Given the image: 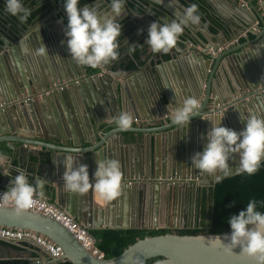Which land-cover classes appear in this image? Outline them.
I'll return each mask as SVG.
<instances>
[{"label":"water","instance_id":"water-1","mask_svg":"<svg viewBox=\"0 0 264 264\" xmlns=\"http://www.w3.org/2000/svg\"><path fill=\"white\" fill-rule=\"evenodd\" d=\"M37 1L39 6H43L47 1L54 5L52 13L56 24L46 26L49 23H44L40 14L31 24H20L17 27L19 33L16 37L9 31L4 32L5 34L0 37L2 41L0 47V94L8 98L11 93L9 99L12 102L9 108L0 109V137L5 135L21 136L24 140L19 142L22 146L17 152L13 146H10L19 155L20 166L22 168L29 167L32 171H36L37 166L42 167L43 173L37 179L44 180L45 183L34 192V195L46 199L56 196L58 206L65 209L66 213L90 231L103 228L159 230L161 229L157 218L161 205L159 200L166 202L173 193V189H181V182L186 180L187 187L191 184H188V180L194 181L193 185L206 190L211 200V192L219 181L238 174L236 171L238 154L235 152L230 153L232 160L229 161V167L231 170L227 176L222 172L213 175L204 174L191 167V157L203 150L207 143L206 134L211 129H208L209 119L203 118V116L206 114L204 111L207 106L211 103L210 98H214L212 89L206 95L201 114L194 119L197 122L195 124L190 122L192 130L195 129V126L200 132L204 130V146L196 140L176 141L174 152L167 151L166 157L161 163L159 152L153 145L155 135H152V132L130 129L127 131L129 133L127 136L121 134L118 142L108 149H105V143L95 150L88 147L85 152H73L71 149H79L81 145L79 141L84 146H95L98 143L100 139L98 128L99 124L103 122L102 110H108L112 115L128 111L133 115L134 120L137 119L140 122L141 116H143L142 118H148L155 124L154 118L165 115V112L162 113L160 110L167 106L166 100L169 103H175L177 98L183 101L187 97L204 94L202 84L205 85L210 76L206 74L207 70H214L213 79L220 84L224 82L231 95H235L239 91V94L246 93L249 96V100L237 101L227 109H223L222 102L214 99L213 108L208 113V116H214L213 122L218 123L219 117L222 115L224 118L223 120L220 118V120L223 125L226 124L228 128L237 132L242 131L244 124L240 117L246 118L249 114H254L264 118V63L262 65L259 61L257 50L252 49L247 54L244 52L245 48H241L236 52V55L226 54L220 58L214 57L209 51L211 44L214 43L211 31L203 27L204 23L201 20V30H197L198 26L196 25H189L184 30L185 39H180L184 47L193 46L192 53H188L189 50H187L182 54L176 45L175 54L172 51L168 53L171 57L169 61H165L163 54H158L159 61H157V54H153L144 43L136 44L138 58L132 52L131 57L124 59V53L119 48V59L102 65V68L116 79L113 80L109 77L99 76L100 66L97 68L82 66L71 59L66 44H62V41L66 40L64 30L67 23L60 18V15L64 17L65 11L57 6L56 0ZM104 1L108 3V0ZM200 1L206 6L208 5L209 13H212L224 25L228 24L227 22L233 25L235 28L234 37H237L239 32L253 33L258 30L256 25L258 19L264 23L252 3H250V10L247 7H240L239 0H223L233 10V17L228 18L210 0ZM133 4L141 7L144 12L143 16L152 13L150 17L154 21L161 20L160 22L163 23L165 17L169 20L175 18V10L169 6L171 0H126L124 11L129 15L131 13L130 16L136 23L137 17L140 15L132 8ZM173 4L184 8L191 2L175 0ZM55 26L61 27L56 28ZM218 29L220 32L227 33V29L223 25L218 26ZM140 33L141 31L137 35ZM132 35H134V30L123 28L121 38H130ZM121 38L118 40L119 44L124 40ZM5 39L8 41L7 44L4 43ZM258 43H261L264 48V34L248 47ZM40 44L46 47L48 55L36 54V49ZM198 44L204 46V50L202 49L200 54L194 49ZM217 49L212 50L216 52ZM259 51L264 56L260 45L258 46ZM177 54L182 55V59H179ZM146 56L153 59V64L145 62ZM247 57L254 58L258 62L254 63L251 59L247 62ZM133 65L136 66L135 70H133ZM53 84H57L60 88L51 90L50 87ZM32 86L37 94L34 97ZM153 106L157 111H154ZM158 110L159 113H157ZM147 112H149L148 115H146ZM238 124H241L243 128ZM147 134L149 135L146 136ZM78 138H80L79 141ZM4 140L9 141V139ZM26 140L33 142L38 140L45 144L58 142L70 150H57L44 145L43 148L48 149L47 152L34 151L30 147L39 144L29 143ZM135 144L136 146L133 148ZM101 148L105 149L104 152H99ZM135 148L141 150L135 151L133 150ZM68 156L77 157V166L79 164L88 166L90 180L97 169L98 158L118 160L123 174L121 193L126 191L127 194L129 189L132 190L135 206L139 208L140 226L125 225V222L122 226L105 223L102 219L104 210L96 207L91 189L84 194L87 195L86 200L81 204L75 205L70 201L66 205V198L72 199L71 196H76L74 193L70 196L71 193L63 186V175L66 171L64 160ZM169 166L171 171H167ZM161 167L164 168L162 176L159 174ZM29 168L27 169L29 170ZM184 170H188L192 177L184 179L182 176ZM200 174H203V177ZM29 176L27 175L29 184H33ZM176 179L180 180L179 183L173 184L172 181H176ZM132 180H136L135 183ZM132 184L135 186L131 187ZM173 186L178 187L173 188ZM62 200L65 205L61 203ZM151 215L155 217L154 223L146 224L145 221ZM0 226L38 233L60 246L63 256L59 259L51 258L49 260L50 256L46 255V264H57L61 261H69L72 264H145L153 259L156 261L152 264H264L257 257L242 253L240 247L234 248L231 252L225 251L215 240L216 234L180 235L176 232L179 227L167 223L165 228L171 230L170 233L138 239L120 255L104 260L93 256L58 222L40 214L26 211L17 214L16 209L0 207ZM228 242L224 241V243ZM0 247L7 250L4 258H0V264L1 262H11L13 256H10L9 249H12L13 246L4 244L0 240ZM33 255L36 256L35 259L39 257L37 252L31 251V260L28 261V264L35 263Z\"/></svg>","mask_w":264,"mask_h":264},{"label":"clouds","instance_id":"clouds-1","mask_svg":"<svg viewBox=\"0 0 264 264\" xmlns=\"http://www.w3.org/2000/svg\"><path fill=\"white\" fill-rule=\"evenodd\" d=\"M173 3L175 0H171L170 7ZM62 4L67 16L64 30L66 40L62 44H66L73 61L78 65L97 68L119 59L118 49L121 46L118 40L122 36L119 17L125 10L126 0H108L107 8H101L99 2L82 5L81 0H62ZM3 9L6 14L18 18L21 24L32 14V9L25 7L22 0H3ZM174 17L171 20L165 17L163 23L157 20L149 25L146 45L153 54H168L176 48L185 28L201 22L196 3H191L182 10L176 9ZM38 27L40 28L39 25ZM4 43L7 44L8 41L5 39ZM137 47L136 44H131L128 53L131 54ZM36 54L48 55L46 47L40 44ZM199 113L200 105L195 97H187L182 104L175 107L168 105V114L173 125H186L188 128L191 117ZM240 118L244 124L240 132L222 126L223 119L218 123L208 120L212 127L206 134L207 143L201 152L191 157L192 168L204 174L222 172L227 176L231 170L230 153L235 152L238 154V173L252 175L258 171L264 161V118L254 114ZM108 119L121 131L129 130L134 123V117L128 111H121ZM71 151L78 152L79 149L73 148ZM76 158L68 156L64 160L66 171L63 175V186L68 192L83 195L91 189L99 203L113 201L121 195L123 174L118 160L98 158L97 169L90 180L88 166H77ZM3 159L4 157H0V161ZM16 173L10 180L8 190L0 194V201L5 204L14 202L19 214L32 206L34 192L45 181L36 180L35 185L29 184L25 169L17 168ZM258 203L252 199L244 210L230 216L227 219L230 233L217 235L215 240L225 251L231 252L240 247L242 253L264 262V212L257 210ZM225 240L229 242L224 243Z\"/></svg>","mask_w":264,"mask_h":264},{"label":"crops","instance_id":"crops-1","mask_svg":"<svg viewBox=\"0 0 264 264\" xmlns=\"http://www.w3.org/2000/svg\"><path fill=\"white\" fill-rule=\"evenodd\" d=\"M210 1L218 8L219 11H221V13L223 15L227 16L228 18L233 17L232 16L233 10H232L231 6L226 1H223V0H210ZM0 2H3V0H0ZM22 2L24 3L23 0H22ZM94 2H99L101 8H107L108 3L105 2L104 0H99V1L96 0ZM94 2H91L88 4L91 5ZM49 3L52 4L50 1H49ZM250 3H252L255 6L257 14H259L260 18L264 20V0H242V1L239 0V6L240 7H247L248 9L251 10ZM169 6H170V4H169ZM186 6H188V5H186ZM53 7H54V5H53ZM171 7L175 11H176V9H179V10L183 9V7L178 5V4H172ZM207 7H208V5H207ZM132 8L136 11V13L138 15H140V17H137L138 18L137 23L133 22V18H131V16H130L131 13L129 15V13H127L126 11H124L122 13L121 17H119V19H120L119 22L122 25V30H123V28H130L132 31L134 30V35H132L130 38L129 37L121 38V39H124L120 43V46H121L120 49L122 50L121 52L124 53V55H123L124 59L131 57V54L128 53V48L130 47L131 44L144 43L145 46L148 48V46L146 45V40H147L146 37L148 35V28H149V25L152 22H154V20L151 19L150 14L147 13L146 16H143L144 12L141 10V7L139 5L133 4ZM208 14L213 15L212 13H208ZM60 18L65 23H67V16L66 15L64 17L62 15H60ZM201 20L204 23L203 27L207 28L211 31L212 39L214 40V43L211 44V50L214 48H218L217 51L215 52V54L213 55L214 57L220 58L222 55H226V54L236 55V52H238V50L241 48H245L244 52L249 54L252 49H255V51L257 50L256 52H257V55L259 56V61L261 62V64L264 63V56L261 54L260 51L258 52V46L260 45L261 49H263V54H264V48H263L262 44L258 43L256 45L248 47L249 44L252 45L257 40L258 37H261L264 34V23H263V21L258 19V22L256 24L258 26V30H255L253 33L248 32V31L239 32L237 37H234L235 28L233 27L232 24H229V22H227L228 24L224 25V23H222L220 21L221 24L227 29V33H223L220 31H217V32L212 31L210 21L206 20L202 16H201ZM43 22L49 23V24H46V26H49L51 24H56V19H55L53 14H50L47 18H45L43 20ZM196 26H198L197 30H201L202 25L199 24ZM55 27L60 28L61 26L60 27L55 26ZM55 27H52V28L54 29ZM140 31H141V33L137 35V33H139ZM4 32H7V31L0 25V37L5 34ZM184 36H185V33L183 32V34L178 39L177 47H178L179 51L182 52V54H184V52L187 50H189L188 53H192L191 49L193 48V46L188 45L186 48V47H184V44L180 41L181 38L185 39ZM203 47L204 46L198 44L197 46L194 47V49L198 54H200L204 50ZM246 47H248V48H246ZM211 50H209L210 53H211ZM171 51H172V53L175 54L174 49H172ZM163 55H164L163 57L165 58V61L171 60L170 54H163ZM177 55H178L179 59H182V55H179V54H177ZM149 58H150V60H148ZM158 58H159V56L157 54V57H156L157 61H159ZM144 59H145V62L147 64L148 63L153 64V59L151 57L146 56V58H144ZM247 59H248L247 62L250 61L249 59H251V61H253L254 63L258 62L254 58L247 57ZM208 63L210 64V62H208ZM147 64H145V65H147ZM135 69H136V66L133 65V70H135ZM99 72L102 74V75L99 74L100 77L104 76V77H109V79L116 80L113 77V75H110L107 72V70L102 68V66L99 67ZM91 73L94 74L92 71H91ZM206 74L210 75V76L206 80L205 85L202 84V91L204 94L201 93V94H199V96L197 95L196 97L193 95V97H195L198 100V102H201L202 106L204 107L203 103L206 100V95H208L210 90L212 89V97H214V98H210L211 103L206 108L207 112L204 111L206 114H204L203 118H207L210 121H213L214 116H208V113L213 108L212 106H213L214 99L215 100L217 99L218 101L223 103V109L229 108V106H232L237 101L240 102L242 100H245V101L249 100V98H248L249 96L246 95V93L239 94L238 93L239 91H237L235 95H231V92L228 90V88L224 82H221V84H220V82L213 79L212 75L214 74V70H212V71L207 70ZM3 79H5V76H3ZM233 83L235 84L234 81H233ZM31 90L33 91L32 92L33 97L35 95H37L33 86L31 87ZM10 95H11V93L9 94V97H10ZM9 97L7 98V96H2V94H0V103H3V102L8 103L5 108H9V106L12 103L10 101ZM20 100H22V99L20 98ZM9 101H10V103H9ZM182 102L183 101L180 100L179 98L176 99L175 103H169V101L166 100L165 104L167 106L165 108H163V110H160V111H162V113L165 112V114H167L169 104H172V106L175 107L177 104H182ZM238 104H242V103H238ZM202 108L200 109V113L198 115L201 114ZM153 109H154V111H157L155 106H153ZM170 110L171 109H169V111ZM157 113H159V110ZM148 114H149V112L146 113V115H148ZM198 115H196V116H198ZM101 116L103 118V122H101L99 124V128H98V132H99L98 137L100 138L98 140V143L95 146H90V145L84 146L83 143L79 141L80 138H78V141L81 144L78 152H85V151H87L88 147L92 150H95L96 148L100 147L104 143L106 144L105 149H108V148L114 146L116 144V142H118V140L121 138V134L123 136H127L129 134V133H127L128 130L127 131H121L115 127L114 123L110 122V120L108 118L116 116L115 114L112 115L108 110H102ZM196 116L191 117L192 124L193 123L195 124L197 122V120H194L196 118ZM142 117L143 116H141V120L139 119L140 122H138V123L134 122L133 126L130 129L140 130L143 132H152V135H155V139H154L155 143H153V145H154V148L157 149L159 152V156L161 157V163L163 162V159L166 157L167 151L171 150V152H174L176 141L177 142H183V140L184 141L185 140H189V141L190 140H196V141H199L204 146V144H203L204 139H205L204 130H201V132H200L199 129L197 128V126H195V129L192 130V128H190V124L188 125V128L186 125H184V126L173 125L171 117L170 116L164 117V115L161 117L154 118L153 121H156L155 124H153V122H150L151 120H148V118H142ZM220 118L223 119L222 115H220L219 121H220ZM210 121H208L209 124L207 123L208 129H210L212 127ZM238 125H240V127L243 128V126L241 124H238ZM222 126L227 127L226 124H224V125L222 124ZM148 135L149 134H147L146 136H148ZM4 139H9V141L4 140ZM13 140H15V141H13ZM23 140L24 139L19 135L18 136L17 135L16 136H13V135L6 136L5 135L3 137H0V157H4V159L2 161H0V188H2L4 190H8L11 178L17 174L16 169L22 168L20 166V163L18 160L19 155H17L15 153V149L17 152L19 147L22 146V144L19 142L23 141ZM26 141L29 143L39 144V145L30 147V149L34 150V151H45V152H47L48 149L43 148L44 145L46 147L57 149V150H66V151L70 150V148H68L67 146H64L58 142H53L52 144L51 143L45 144L44 142H39L38 140H35V142L28 141V140H26ZM10 146H13L15 149L11 148ZM135 146H136V144L133 146V148ZM105 149L101 148L99 152H104ZM133 150L138 151L141 149L135 148ZM35 160H37V159H35ZM27 168H29V167H25L23 169L26 170V174L28 173L27 175H30L29 177L32 180L33 185H35L36 180H38L37 177L39 175H42L43 169H42V167H39V166H37L36 171L30 170V168L28 170ZM163 171H164L163 167L159 168L160 176H162ZM167 171H171L170 166H169V168H167ZM173 174L175 175V173H173ZM188 175H190V176H188ZM182 176L185 179L186 177H192V174H190L188 170H184V171H182ZM180 178H182V177H180ZM134 181H136V180H132L133 183H135ZM178 181H180V180L176 179V183H179ZM185 181L186 180H184V182H181L182 183L181 189L180 188L175 189V190L173 189V191H172L173 193L166 200V202H164L163 200H159L161 205L159 206L160 208H159V214H158L157 218H158V223H159L161 229H166L165 228L166 223L168 225H171V226L173 225V226H177L179 228L181 227L182 229L184 228L185 225L191 226V225H195L196 223L200 224L202 222L204 209H205V214L208 211V206H209L208 197L209 196H208L207 191L203 190V188L200 189L198 187H195L193 185L194 181H191V180H188V184L189 183H191V184L186 187ZM137 184H140V183H137ZM133 186H135V185L132 184L131 187H133ZM176 187H178V186H175V187L173 186V188H176ZM127 192H129V193L126 194V191H125L123 194L121 193V195L118 198H116L115 200L110 201V202H106V203L97 202L96 195L93 192L96 207L104 210V211H102L103 212L102 219L105 223H107V224L112 223V225H114V226H122L125 222V225L130 224L133 226L134 225L140 226L141 219H140V215H139V208L137 206H135V200H133L132 190L129 189V191H127ZM199 192H202V199H201V197H199ZM71 195H72V193L70 194V196ZM86 196L84 194L83 195L76 194L75 197H77V198H75L74 196H71L72 199L70 197H68L69 200H68V198H66V200L64 198V200L66 201V205L68 204L67 202H70V201H72V203L73 204L75 203V205H76V204H79V203L81 204L82 202H84V200H86ZM125 196H126V198H125ZM41 198H44V197H41ZM44 199H46V198H44ZM46 200H48V201H50V202H52L58 206L56 196H52V197L50 196V198L46 199ZM61 203L63 205H65V202H63V200ZM62 210L66 212L65 209H62ZM154 221H155V217H154V215H151L150 218H148L145 221V223L146 224H149V223L152 224V223H154ZM103 229H108V228H103ZM91 231H95V230H91ZM3 243L4 244H11L13 246L12 249H9L10 256H13L12 261H19V262H27L28 263V261L31 260L30 254H31V251L35 250L34 248L31 249L30 247L25 246V245L12 244V243L4 242V241H3ZM6 252H7L6 248L0 247V258L1 259L4 258V255L6 254ZM35 257H36L35 255L32 256V258H34V259H35ZM45 264H46V262H45Z\"/></svg>","mask_w":264,"mask_h":264},{"label":"trees","instance_id":"trees-1","mask_svg":"<svg viewBox=\"0 0 264 264\" xmlns=\"http://www.w3.org/2000/svg\"><path fill=\"white\" fill-rule=\"evenodd\" d=\"M25 7L32 9V14L25 22L29 25L34 19L42 13L43 8L39 7L37 0H23ZM96 0H81L82 5L94 2ZM191 3L198 5L200 15L206 20L210 21L212 31H219L217 26H221L219 19L213 15H209V10L200 0H188ZM57 6L63 10L62 0H56ZM21 23L16 17L10 16L4 12L3 2H0V25L12 33L16 37L19 33L18 26ZM0 39V47H1ZM133 53L138 58L139 53L134 49ZM212 199H209L208 211L205 214L203 211L202 222L198 226L187 227L177 230L180 235H200V234H216L222 235L230 233V225L227 219L241 210L246 208V204L252 200H257V210L264 212V161L255 174L248 175L246 173H238L234 176L228 177L219 181L211 192ZM171 230H147L131 228L127 230L118 229H103L91 231V234L97 241V248L104 254L105 259H111L120 255L128 246L134 244L138 239L145 237H153L170 233ZM156 260H149L145 264H152ZM1 264H28L27 262L11 261L1 262ZM57 264H72L69 261H61Z\"/></svg>","mask_w":264,"mask_h":264},{"label":"built area","instance_id":"built-area-1","mask_svg":"<svg viewBox=\"0 0 264 264\" xmlns=\"http://www.w3.org/2000/svg\"><path fill=\"white\" fill-rule=\"evenodd\" d=\"M211 54L214 55L215 52L211 51ZM66 86H67V82H66ZM58 88H60V86H58L57 84H53L50 87L51 90ZM7 104H8L7 102L0 103V109L5 108ZM199 105L201 109L202 103L199 102ZM167 116L170 115L168 113L164 115V117ZM134 122L138 123L139 121L135 119ZM172 183L175 184L176 181H172ZM6 191L7 190L0 188V194ZM0 207L15 209V204L12 201H9L7 204L0 201ZM23 211L40 214L58 222L67 231H69L86 250L91 252L93 256H95L99 260L105 259L104 254L97 248V241L91 234V231L88 230L81 223L77 222L73 217H71L68 213L63 211L56 204L44 198L34 195L32 206ZM0 240L7 243L21 244L28 246L30 248L32 247L31 249L34 248L35 249L34 251L37 252L38 254L41 253V254H45V256L46 255L50 256L49 260H51V258L59 259L63 256V250L60 246L51 242L42 235L32 231L11 229L0 226ZM41 254H39V257L35 259L34 264H45L47 259L46 257L44 258L43 256H41Z\"/></svg>","mask_w":264,"mask_h":264},{"label":"flooded vegetation","instance_id":"flooded-vegetation-1","mask_svg":"<svg viewBox=\"0 0 264 264\" xmlns=\"http://www.w3.org/2000/svg\"><path fill=\"white\" fill-rule=\"evenodd\" d=\"M39 7H41V8H43V10H42V13H40L41 15H42V21L45 19V18H47L50 14H53L52 13V10L54 9V7H53V4H50L49 3V1H47L46 2V4H43V6H39ZM55 11V10H54ZM39 14V15H40ZM216 174H219V172H217ZM202 177H203V174H200ZM199 197H201V199H202V192H199ZM210 197H208V199H209ZM204 199V198H203ZM200 214V213H199ZM199 224L198 223H196L195 225H185L186 226V228L187 227H194V226H198ZM183 227V226H182ZM181 228V227H180ZM180 228L179 229H177V230H180ZM182 229V228H181ZM184 229V228H183Z\"/></svg>","mask_w":264,"mask_h":264},{"label":"rangeland","instance_id":"rangeland-1","mask_svg":"<svg viewBox=\"0 0 264 264\" xmlns=\"http://www.w3.org/2000/svg\"><path fill=\"white\" fill-rule=\"evenodd\" d=\"M99 74L102 75L101 73H99ZM39 254H41V253H39ZM41 256H43L45 258V254H41Z\"/></svg>","mask_w":264,"mask_h":264}]
</instances>
